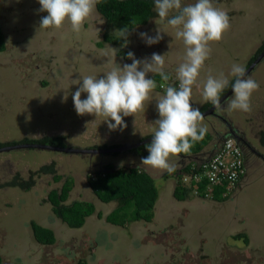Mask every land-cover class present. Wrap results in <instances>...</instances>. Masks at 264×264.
Here are the masks:
<instances>
[{
	"label": "rangeland",
	"instance_id": "374dc122",
	"mask_svg": "<svg viewBox=\"0 0 264 264\" xmlns=\"http://www.w3.org/2000/svg\"><path fill=\"white\" fill-rule=\"evenodd\" d=\"M195 2L182 0V6ZM211 2L228 14L230 28L221 41L210 44L198 86H193L191 102L200 110L208 104L202 97L208 75L224 74L230 83L235 79L232 65L247 68L264 46V0ZM40 7L38 0H0V27L7 48L0 53V144L50 135L63 137L68 146L105 150L104 145L125 147L152 137L159 119L157 94H165L168 86L178 87L176 71L186 55L182 39L165 29L157 13L148 24L128 30L126 47L118 32L125 28L105 22L96 9L78 33L67 22L59 29H40V19L47 15L38 11ZM157 24L167 34L149 46L139 34L153 35ZM123 51L133 52L137 59L165 55L169 80H155L157 87L145 103V112L124 117L126 128L110 130L107 117L78 115L71 93L84 76L98 78L116 63L130 64ZM248 76L259 84L251 97V111L225 105L222 111L215 110L216 116L201 121L210 136L208 145L227 137L231 126L254 149L244 151L249 162L246 177L221 200L190 192L185 201H177L173 197L176 171L186 159L174 156L172 174L139 169L153 177L158 190L151 220L135 221L130 206L120 214L126 216L121 226L109 220L118 204L100 202L90 181L104 176L107 165L124 171L137 168L140 156L124 152L81 156L36 149L0 153L1 264H264V58ZM64 187L68 193L63 205L78 202L94 207L80 228L65 224L49 202V194H59ZM32 223L50 229L55 243L38 244Z\"/></svg>",
	"mask_w": 264,
	"mask_h": 264
},
{
	"label": "clouds",
	"instance_id": "9594fccd",
	"mask_svg": "<svg viewBox=\"0 0 264 264\" xmlns=\"http://www.w3.org/2000/svg\"><path fill=\"white\" fill-rule=\"evenodd\" d=\"M38 3L41 5L38 11L47 13L40 19V29H59L67 22L72 31L78 33L95 11L97 0H38ZM153 3L158 20L164 21L165 29H172L177 39H182L186 50L184 62L176 71L178 87L168 86L165 94H157L155 101L159 119L154 122L156 130L151 142L145 145L147 155L141 156L137 165V169L143 167L163 175L176 170L171 157L188 153L194 143L202 141L206 135L207 129L201 125L203 114L191 102L193 86H198L200 71L211 53L210 44L221 41L230 28V17L215 7L211 0H196L194 4L183 6L182 0H153ZM118 32L125 41L122 47H126L128 29ZM165 33L158 25L153 35L146 32L139 35L151 46L158 44ZM110 49L115 53L118 51ZM127 59L132 62L123 65L116 63L115 67L98 78L92 75L81 78L76 91L71 93L78 115H92L96 119L107 117L108 128L117 130L127 127L124 117H135L145 112V103L157 87L155 79L148 78L149 74H158L163 81L169 80V75L164 71L165 55L153 53L151 57L137 59L129 51ZM107 63H111V60ZM231 75L236 78L231 85L233 95L224 104L221 94L229 86V79L224 74L218 78L208 75L203 85L204 102L211 103L216 111H222L225 105H229L230 110L251 111V97L259 84L251 76L246 77V68L240 64L232 65ZM85 93L86 98L82 99ZM67 99L68 94L65 93L64 100Z\"/></svg>",
	"mask_w": 264,
	"mask_h": 264
},
{
	"label": "trees",
	"instance_id": "16d2710c",
	"mask_svg": "<svg viewBox=\"0 0 264 264\" xmlns=\"http://www.w3.org/2000/svg\"><path fill=\"white\" fill-rule=\"evenodd\" d=\"M96 12L105 20V22L119 23L128 30H132L137 26H144L156 17L153 0H97ZM104 40L109 43L107 36H104ZM5 50V35L0 27V53ZM263 50L264 46L257 51L255 57L250 60L248 65H250ZM123 53L124 56L127 57V52L123 51ZM154 79L157 82L163 81L158 74L154 75ZM235 79L229 83V86L225 89L224 93L221 94V97L229 91L231 85L235 82ZM174 85L178 86V83L175 82ZM211 106V103L206 104L201 112L208 110ZM209 137L210 136L206 132L204 139L194 143L188 153H182L179 155L182 159H186V163L184 164V168L180 172L179 177L176 178L173 197L177 201H185L191 192V189L184 185L182 177L191 176L192 173H194L195 170L193 164L198 160L200 153L205 152L206 149H208ZM60 139L61 138L54 137H45L38 141L23 139L19 143L13 142L0 144V148L6 145L11 146L33 143L61 147L63 144ZM261 143L264 145V140H261ZM132 153L140 157L147 155V153L142 152L141 149L133 150ZM105 168L107 169V172H103L105 173L104 176L99 174L101 177L98 176L97 180L92 182L89 181L94 194L100 202L105 204L116 202L118 204L112 216L109 217V220L124 226V218L126 216L120 214L125 208L132 206L134 209L133 219L135 221L143 220L149 222L152 218L153 208L158 200V190L154 180L146 172L140 171L137 168H130L128 171L115 169L111 165H107ZM205 182L206 181H203L202 184L198 186L199 192H203L205 189L207 184ZM67 193V187L62 188L59 194L53 191L49 194V202L53 207L55 215L65 224L71 228H80L83 226L84 218L92 214L94 207L89 203L82 204L78 202H75L70 206L63 205V202L67 199ZM224 194H226L224 186L213 189V199L216 198L221 200L225 198ZM31 230L33 232V238L38 244L52 245L55 243L54 233L50 229L32 223ZM245 242H247V240H245Z\"/></svg>",
	"mask_w": 264,
	"mask_h": 264
},
{
	"label": "built area",
	"instance_id": "2783aa9c",
	"mask_svg": "<svg viewBox=\"0 0 264 264\" xmlns=\"http://www.w3.org/2000/svg\"><path fill=\"white\" fill-rule=\"evenodd\" d=\"M198 157L193 164L194 173L182 177L184 185L198 196L213 198V189L222 186L227 193L231 188L239 186L245 176L246 168L241 147L232 136L224 137L221 142H214ZM183 168L184 165L176 171V178ZM203 181L207 184L203 192H199L198 186Z\"/></svg>",
	"mask_w": 264,
	"mask_h": 264
},
{
	"label": "water",
	"instance_id": "95a60500",
	"mask_svg": "<svg viewBox=\"0 0 264 264\" xmlns=\"http://www.w3.org/2000/svg\"><path fill=\"white\" fill-rule=\"evenodd\" d=\"M264 58V50L262 53L249 65V67L246 69V77L253 71V69L256 67L258 63ZM232 88L221 97V102L222 104L232 95ZM215 108L213 105L206 111L202 112L203 117H208L211 115H215ZM203 118V119H204ZM152 140V137L149 139H146L144 141L138 142L136 144L130 145V146H125L121 147L115 150H79V149H73L69 147H55V146H49V145H43V144H18V145H11L7 147H2L0 148V153L2 152H8V151H13V150H21V149H36V150H47V151H53V152H61V153H66V154H81V155H91V154H108L110 152H125L128 150H132L135 148H138L140 146H143L147 143H150Z\"/></svg>",
	"mask_w": 264,
	"mask_h": 264
},
{
	"label": "flooded vegetation",
	"instance_id": "af4514ba",
	"mask_svg": "<svg viewBox=\"0 0 264 264\" xmlns=\"http://www.w3.org/2000/svg\"><path fill=\"white\" fill-rule=\"evenodd\" d=\"M7 49V48H6ZM249 67V65L247 66V68ZM246 68V69H247ZM254 70V69H253ZM231 89V88H230ZM229 89V90H230ZM228 92V91H227ZM226 92V93H227ZM225 93V94H226ZM216 116V115H215ZM221 121H223V118H221ZM224 122V121H223ZM226 125L228 124L229 125V123H226V122H224ZM227 125V126H228ZM232 128L231 126H228V130L230 131V134L228 135V136H232V138H234L236 141H237V143L239 144V146L241 147V151H242V155H243V158H244V161L246 162V164L247 163H249L248 162V160H247V156H245V149H249V150H252V151H254V149H252L251 147H250V145L245 141V139L241 136V135H239V134H237L235 131H234V129H230V128ZM226 136V135H225ZM49 137H54V138H61L60 140H61V142H62V144H63V146H61V147H69V148H73V149H79V150H87L88 148H81V147H78L77 145L75 146V145H70V146H68V145H66L65 143H64V139H63V137H59V136H48V138ZM149 138H151V137H147V138H145V139H143V140H141V141H144V140H146V139H149ZM140 141V142H141ZM33 144H40V143H33ZM148 144V143H147ZM146 145V144H145ZM145 145H143V146H140V147H138V148H135V149H132V150H128V151H125L124 153H132V151L133 150H137V149H141L142 150V152H146L147 150H146V148H145ZM7 146H9V145H6V146H4V147H7ZM103 146V145H102ZM121 145H116V147H106L105 145H104V147L106 148L105 150H115V149H118V148H121L120 147ZM128 146H130V145H128ZM103 147V148H104ZM109 148V149H108ZM43 151H45V150H43ZM57 153H61V152H57ZM61 154H66V153H61ZM120 154V152H114V153H112V152H110V153H108V154H105V155H111V156H117V155H119ZM132 154H134V153H132ZM69 155H73V154H69ZM78 155H81V154H78ZM81 156H83V155H81ZM138 156V155H137Z\"/></svg>",
	"mask_w": 264,
	"mask_h": 264
},
{
	"label": "crops",
	"instance_id": "0c3cea01",
	"mask_svg": "<svg viewBox=\"0 0 264 264\" xmlns=\"http://www.w3.org/2000/svg\"><path fill=\"white\" fill-rule=\"evenodd\" d=\"M247 165H248V163H247ZM149 176L153 179V177L151 175H149Z\"/></svg>",
	"mask_w": 264,
	"mask_h": 264
}]
</instances>
